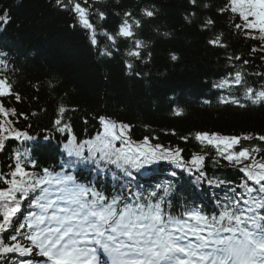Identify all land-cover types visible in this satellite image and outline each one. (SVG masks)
Wrapping results in <instances>:
<instances>
[{
    "label": "trees",
    "instance_id": "trees-1",
    "mask_svg": "<svg viewBox=\"0 0 264 264\" xmlns=\"http://www.w3.org/2000/svg\"><path fill=\"white\" fill-rule=\"evenodd\" d=\"M76 2L88 9L95 45L90 30L79 23L73 12L58 6L56 0H0V16L7 19V23L0 22V74L12 82L13 91L21 97L19 102L15 96L5 97L3 102L27 116H18L15 127L33 137L5 142L0 150V174L9 173L17 153H27L36 162L37 167L31 169L36 172L43 168L61 170L69 159L63 150L67 133L57 131L54 121L61 118L58 107L63 105L69 111L61 118V126L69 124L78 143L102 131L99 118L105 117L130 125L128 135L134 142L148 137L150 144L181 149L185 163L193 154L205 157L201 168L205 176L199 180L195 169L189 172L159 161L139 171L129 169L130 177L116 165L101 162L98 171L95 164L82 163L71 169L80 182H92L109 195L119 192L125 184L133 193L145 195L157 190V185H167L173 215H179L185 207H195L211 216L218 214L228 199H239L237 193L244 189L238 185L246 182L253 186L239 171L250 161L230 163L215 147L195 140L198 132L251 135L253 139L241 140L234 150L256 147L261 150L254 154L256 158L264 157V141L255 138L264 135V102L252 104L243 98V89L235 85L214 86L224 79L231 80L239 71L248 86L254 90L264 88V51L258 40L236 32L231 13L218 11L227 0H197L196 4L190 0ZM143 9L155 15L147 17ZM208 18L214 25L205 27ZM126 19L134 33L128 38L117 35ZM134 21H139V27ZM104 33L114 36L115 42ZM221 33L227 47L209 43ZM136 40L141 41L139 48ZM253 48L257 49L254 53ZM105 50L112 54L101 55ZM129 51H139L141 55L132 57ZM172 55L177 59L173 60ZM236 56L240 59H234ZM128 63L132 68L127 67ZM233 97L245 107L231 103ZM222 99L229 103H222ZM177 109L182 110L181 115L175 114ZM209 179L224 183L219 187L209 185ZM124 194L127 196L128 191ZM27 211L25 201L21 212ZM2 238L10 242L6 235ZM21 259L8 254L0 264H18Z\"/></svg>",
    "mask_w": 264,
    "mask_h": 264
},
{
    "label": "snow or ice",
    "instance_id": "snow-or-ice-1",
    "mask_svg": "<svg viewBox=\"0 0 264 264\" xmlns=\"http://www.w3.org/2000/svg\"><path fill=\"white\" fill-rule=\"evenodd\" d=\"M84 2L87 4V0ZM190 2L196 4L197 0ZM56 4L76 15L79 23L90 30L91 42L95 45V29L90 23L88 9L76 0H67V3L56 0ZM218 11L231 13L236 32L247 39L258 40L260 50L264 51V0H227ZM142 12L147 17L155 15L150 9ZM125 16L130 17L131 13H125ZM100 18H104L103 13ZM0 22L7 23L6 16H0ZM134 23L139 27V21ZM213 25L211 18L205 21V27ZM117 35L125 38L134 35L127 19L119 26ZM222 36V33L218 34L209 43L227 47L222 43ZM107 38L115 42L114 36L107 35ZM135 44L139 48L141 41L136 40ZM256 51V48L252 49L253 53ZM111 54L107 50L101 52V55ZM128 55L139 58L141 53L129 51ZM172 59L177 57L172 55ZM127 67L130 69L132 65L128 63ZM233 85L243 89V98L252 104L264 102V88L254 90L248 86L239 71L231 80L224 79L214 86ZM12 96L17 102L21 99L13 91L12 82L0 74V150L8 140L33 139L15 127L18 116L25 119L27 116L5 106L3 98ZM221 102L229 103L224 99ZM230 102L245 107L235 97ZM67 111L68 108L60 105L58 116L62 118ZM175 114L181 115L182 110H175ZM61 118L54 121V126L60 133H67L63 150L69 159L61 165L59 172L49 168L39 172L31 170L37 167L36 162L30 160L27 153H17L9 173L0 174V259L16 254L25 258L18 264H264V157L256 158L254 154L261 151L256 147L234 150L241 140L253 139L251 135L196 133L195 140L215 147L230 163L250 161L239 171L253 186L246 182L238 185L244 189L237 193L239 199H228L218 214L209 216L201 208L185 207L179 215H173L169 210L171 203L167 201L170 194L167 185H157V190L145 195L133 193L125 184L119 192L109 195L98 190L92 182H80L71 169L83 163L95 164L99 171L103 162L116 165L130 177L129 169L139 171L159 161H168L189 172L195 169L199 172V180L205 176L201 171L203 155L193 154L185 163L181 149L150 144L148 137L142 142H134L128 135L130 125L105 117L99 118L102 131L93 139L78 143L71 126H61ZM255 138L264 141V135ZM208 183L219 187L224 181L209 179ZM25 201H28L29 211L22 213ZM3 235L10 242L5 243Z\"/></svg>",
    "mask_w": 264,
    "mask_h": 264
}]
</instances>
